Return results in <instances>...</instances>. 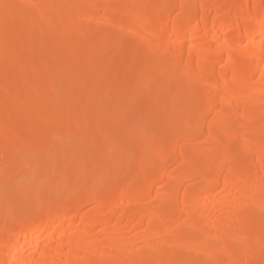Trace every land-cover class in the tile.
Listing matches in <instances>:
<instances>
[{"label": "bare ground", "instance_id": "6f19581e", "mask_svg": "<svg viewBox=\"0 0 264 264\" xmlns=\"http://www.w3.org/2000/svg\"><path fill=\"white\" fill-rule=\"evenodd\" d=\"M128 48L142 61L128 90L165 92L145 131L101 108L118 79L90 74L107 58L121 72ZM65 53L88 57L78 84ZM56 109L74 152L93 139L96 173L60 160ZM0 225V264H264V0H0Z\"/></svg>", "mask_w": 264, "mask_h": 264}, {"label": "rangeland", "instance_id": "374dc122", "mask_svg": "<svg viewBox=\"0 0 264 264\" xmlns=\"http://www.w3.org/2000/svg\"><path fill=\"white\" fill-rule=\"evenodd\" d=\"M129 35H130V37H129ZM128 36H126V42H127V40H128V45L130 46L131 44H133V40L131 39V34H129ZM131 40V41H130ZM69 42H70V40H68ZM110 49H114L112 46H110L109 47ZM109 48H107L108 49V51L110 50ZM87 50V49H86ZM85 50V51H86ZM107 52V51H106ZM110 53H111V51H109ZM85 53V52H84ZM109 53V54H110ZM86 54V56H88L89 57V59H88V57H86V56H84L83 54H82V57L81 56H79V58H77V59H73V58H69V56H66L67 55V53H65V55L64 56H66V57H63V56H60V59H62V60H58L57 59V53H56V55H55V58L58 60V68H60L61 70H63V68H65L66 66L67 67H70V68H67V74L65 75V77H64V80H65V82H66V84H74V83H76V84H78L79 82H81V80L80 81H78L77 79H76V76H75V71L74 70H76L74 67H77V69H80L82 66H85V64H86V62L85 61H87V59H88V61L92 58L91 56H89L90 54H89V52H87V53H85ZM88 54V55H87ZM109 54H107V57L109 56ZM113 54V53H112ZM84 56V57H83ZM71 57H73V56H71ZM91 57V58H90ZM109 57H112V56H109ZM19 59H21V57H19ZM109 59V60H108ZM92 60H94V59H92ZM120 62H121V72H115V71H113V70H111L113 67L111 66V63H112V61L113 60H110V58H107L106 59V61L107 62H105V63H103V64H100V65H94L93 66V70H91L90 71V74L91 73H93V75H94V79L95 80H97V82L98 83H100V85H101V82H103L104 80H105V82H106V84L108 83V80L112 77L113 79H111L112 81H109V82H112V84H114L113 82H115L114 80V78H117L118 80L116 81V84H114L112 87H110V85L108 86V88L106 89V90H102L101 91V89H100V91H101V93H100V105H101V108H103L104 110H115V113H118V115L120 114V116L119 117H121V118H116V121H120V123L119 124H121V122L123 121V119L125 118V116H127V117H130L131 119H135L136 118V116H137V118H140V121L142 120V124H143V126H142V124L141 123H139V121L137 122V124L138 125H140L141 124V126L143 127V129H144V131L145 130H149V129H151V127L153 126V124H152V118H151V116H150V114H152V109L154 108V106H155V104H156V102L158 101V100H161L162 98H163V96L165 95L164 93L165 92H163V90H161V89H154L153 91H152V93L150 94V98H147V99H144V100H142V102L140 101L141 99H143V97H142V94L137 90V91H135L136 90V88L138 89L139 87L138 86H135V87H133L132 88V90L133 91H129L128 90V88H130V86H131V84H130V79H134L133 77H135L136 76V74H139V70H140V68H141V63H142V61H140L139 59H132V55H131V49L130 48H128V50H126L125 51V53H124V55L122 56V58H120ZM130 60V61H129ZM132 60V61H131ZM114 62V61H113ZM128 62V63H127ZM93 63V62H92ZM114 64V63H113ZM79 65H81V67H78ZM88 65V64H87ZM90 66H91V64H89ZM95 66H97V67H95ZM73 68V69H72ZM84 68V67H83ZM111 68V69H110ZM66 69V68H65ZM82 69V68H81ZM83 70V69H82ZM81 70V71H82ZM72 73H74V74H72ZM133 73V74H132ZM92 75V74H91ZM113 75V76H112ZM122 75V76H121ZM134 75V76H133ZM74 76H75V78H74ZM119 76V77H118ZM129 77H131V78H129ZM93 78V77H92ZM123 79V80H122ZM90 80V79H89ZM88 80V81H89ZM123 81L125 82V86L128 84H130V86H126V88L125 89H123V88H120V87H122V85L120 86V84H118V82H122L123 83ZM177 80H174V82L172 83V89H176L175 87H177V83H175ZM93 82V81H92ZM95 82V81H94ZM177 82H179V80L177 81ZM93 84V83H92ZM157 84V83H156ZM177 84V85H176ZM86 85H87V83H86ZM120 86V87H118V86ZM87 86H89V85H87ZM90 86H91V83H90ZM107 86V85H106ZM124 86V85H123ZM193 86V85H192ZM191 86V87H192ZM98 87H100L101 88V86H98ZM105 87V86H104ZM190 87V88H191ZM89 88V87H88ZM86 89L87 88H85V89H83L81 92V96L82 97H84V95H85V92H86ZM135 89V90H134ZM192 89H193V87H192ZM135 91V92H134ZM173 91V90H172ZM87 93V92H86ZM164 94V95H163ZM109 96H111V98H114V99H116V100H113V102L110 100L111 98H109ZM131 97V98H130ZM133 98V99H132ZM174 99H175V97H173ZM80 100H81V98H80ZM84 100V99H83ZM120 103V105H122L121 106V108L118 106L117 107V103L118 102ZM133 102H136L135 104L133 103ZM122 103V104H121ZM132 103H133V105H132ZM189 104H191V105H189L190 106V111L191 112H195V110L192 108V103H190V102H188ZM119 105V104H118ZM137 108V110H136V108ZM177 108H178V104H177ZM137 111V113H136V111ZM37 111V106L36 105H34V104H31V105H29L28 106V109H27V111H22V121H23V118H24V120H26V118L27 117H32V116H34V114H35V112ZM62 112H65L63 109H56L55 111H52V112H50V115H51V117H49L50 119H51V122L52 123H54V125H55V127H57L58 129H59V127H60V129L59 130H61V131H59L60 133L59 134H61L63 131H65V129L60 125V117H62ZM177 113V112H176ZM175 113V114H176ZM137 114V115H136ZM144 114H147L146 116H143ZM174 114V113H173ZM174 114V116H176ZM122 115L124 116V118H122ZM163 116H164V114H162ZM161 115V116H162ZM179 115V114H178ZM140 116V117H139ZM166 116V115H165ZM176 117H178V116H176ZM165 118V117H164ZM209 118L210 117H208V120H209ZM130 119V120H131ZM168 119V118H167ZM166 119V120H167ZM167 121H169V120H167ZM135 122V121H134ZM171 122V121H170ZM174 122H176V120H174L173 122H172V125H175L174 124ZM136 123V122H135ZM62 124V123H61ZM63 125V124H62ZM136 125V124H135ZM64 126V125H63ZM145 127V128H144ZM129 127H126V129L124 128V129H122V128H120V132H121V134H120V132L115 128V130L116 131H118V133L115 131V133H113L114 131L113 130H108V129H106L105 130V133L104 134H107V135H110V137L112 136L111 134H113V135H115V136H118V137H120V141H121V139L122 140H124V141H127V140H129L132 136H130L131 135V131H133V129H132V127L130 128V129H128ZM134 128V127H133ZM122 129V130H121ZM132 129V130H131ZM107 130H108V132H107ZM109 131H111L112 133H109ZM34 132V131H33ZM82 132V131H81ZM64 133V132H63ZM78 133H80V130H78ZM109 133V134H108ZM122 133H124V134H122ZM125 133H128L127 135L125 134ZM35 134V133H34ZM118 134V135H117ZM120 134V135H119ZM82 135V134H81ZM107 135H104V137H107ZM122 135H123V138H122ZM64 137V134H61L60 135V137ZM118 137H116L117 139H118ZM147 137V136H146ZM92 138V137H91ZM64 139H65V137H64ZM67 140V141H66ZM68 140H70V139H65L64 140V142L66 141V151L63 153H61L59 156H60V160L62 161V162H68V159H71L72 158V156L73 155H75V153H78V151H75L74 152V150L75 149H73V148H75V144H73L74 142L72 141V140H70L69 141V143L67 144V142H68ZM83 140V139H82ZM89 140H90V138H89ZM89 140L86 138L84 141H81V144H79V145H82L81 147H82V151H80L78 154H76V156L78 155V156H81L80 154H82V156L83 155H85V157L87 158H85V160L87 161L88 160V162H89V164H90V166H88L89 167V169H87V170H89V171H91L90 169H92L93 170V168H96L97 169V167H94V165H92L93 164V160H95L94 158H95V155L93 154V152L92 151H94V149H92V143H91V141L93 142V139H91L90 140V142H89ZM42 141V143H44V146L45 145H47V144H49V145H47L48 147H52V143L53 142H55V141H53V139H52V142H51V139H42L41 140ZM71 141H72V143H71ZM142 141V140H141ZM141 141H140V139H139V141H137L138 143H140L139 145L137 144V142H136V140H135V142H132L131 144H130V151H129V154H127V155H125V157H123V158H121V163L122 164H127V166L128 167H130V166H133V165H131L133 162H132V160H135L136 159V157H138V155H139V151H140V147H142L141 146ZM54 144V143H53ZM71 144H73V145H71ZM92 145V146H89V145ZM200 144H202V143H200ZM68 145V146H67ZM170 146H171V144H170ZM169 146V147H170ZM80 147V148H81ZM115 147V146H114ZM142 149V148H141ZM80 150V149H79ZM113 150V151H112ZM116 150V148H111L106 154L107 155H105V157H104V155L101 157L102 159H107V161L108 160H110L111 158H112V156H113V152ZM94 153H95V151H94ZM137 154V155H136ZM93 156V157H92ZM134 156H136L135 157V159H133L134 158ZM108 157V158H107ZM84 159V158H83ZM92 160V161H91ZM101 161H105V160H101ZM140 163H142V162H140ZM85 164H88L87 162L85 163ZM140 165H142V164H140ZM67 166V165H66ZM96 166V165H95ZM63 168V167H65L64 166V164H63V166L62 165H60L59 166V168ZM98 168H99V166H98ZM66 169V168H65ZM64 168H63V170H65ZM96 169H95V171H96ZM41 170V166H36V165H34L33 166V168H31L30 169V173L32 174H29V175H31L32 176V178H31V176H30V179H32V180H34L33 178H35V180L34 181H36V182H38V183H34V181L32 182V183H34V184H36L35 186H36V188L37 187H39V186H41L42 185V183L44 182V179L43 178H41V181L39 180V179H37L36 180V176L38 177V174H40V171ZM59 170V169H58ZM97 170H99V169H97ZM57 171V170H56ZM94 170L93 171H91L92 172V174L95 172ZM90 173V172H89ZM88 173V174H89ZM96 173V172H95ZM115 176H113L112 177V179L114 178ZM117 177V179H118V176H116ZM116 177H115V179L114 180H116ZM113 181V180H112ZM117 181V180H116ZM40 182H41V184H40ZM39 184V185H38ZM92 184V183H91ZM95 187L96 186V184H94L93 183V185H92V187ZM93 187V188H94ZM92 188V189H93ZM96 188V187H95ZM11 204V203H10ZM9 203H8V205H10ZM1 226V225H0Z\"/></svg>", "mask_w": 264, "mask_h": 264}]
</instances>
